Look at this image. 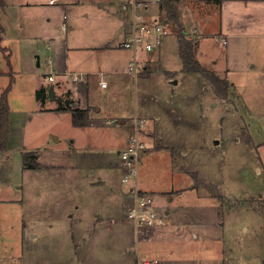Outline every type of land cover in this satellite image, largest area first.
Listing matches in <instances>:
<instances>
[{
  "label": "rangeland",
  "instance_id": "374dc122",
  "mask_svg": "<svg viewBox=\"0 0 264 264\" xmlns=\"http://www.w3.org/2000/svg\"><path fill=\"white\" fill-rule=\"evenodd\" d=\"M21 17V10L0 13L6 29L0 44V93L13 79L12 136L8 149L0 151V264H143L159 259L157 255L153 259L152 252L160 246L150 242L141 246V236H135L126 218L132 202L129 184L122 181L125 170L119 153L134 132L119 124H92L73 110H40L41 83L56 82L49 80L51 65L42 59L38 66L33 60L31 41L22 38ZM68 17L70 25L71 14ZM173 35L177 38L176 28ZM3 46L11 48L12 73ZM151 67L154 71L156 65ZM149 73L150 66L142 77ZM179 74L180 82L189 75ZM163 75L164 71L156 72L152 81L132 79L131 100L121 98L117 90L112 98L110 89L93 90L100 84L93 78L90 97L95 102L108 98L111 108L117 106L125 117L135 116L139 107L146 121L145 143V131H151L147 126L159 123L156 136L163 147L147 141L148 150L141 155L145 184L160 191L198 186L184 193L192 196L191 204H179L181 192L173 191L176 200L157 192L159 210L175 208L176 220L200 225L203 234L212 233L206 226L218 221L224 235L219 241L203 239L209 258L201 254L199 262L264 264V88L243 82L244 94L233 92L230 101L205 83L200 91L206 95L205 106L198 111L186 83L167 89ZM166 78L174 80L168 74ZM155 111L162 119H154ZM22 151L31 152L28 164L40 166L26 167ZM183 169L196 173L198 183L189 171L182 174Z\"/></svg>",
  "mask_w": 264,
  "mask_h": 264
},
{
  "label": "crops",
  "instance_id": "0c3cea01",
  "mask_svg": "<svg viewBox=\"0 0 264 264\" xmlns=\"http://www.w3.org/2000/svg\"><path fill=\"white\" fill-rule=\"evenodd\" d=\"M128 2L129 0H3L0 13H6L7 10L10 12L21 10L20 25L21 30H24L25 33L22 38L31 41L29 45L33 48L31 54L33 60H36L37 65L41 66L43 59L52 67L49 76L54 75V80L51 81L56 82V85L46 84L50 85L48 88L44 83H41V89L46 88V91L42 98L37 96L41 103L40 110H58L60 105H52L54 103L51 102L70 101L71 109L63 110H73L80 116H84L87 122L98 124V126L99 124L103 127L119 124L128 127L130 132L131 130L133 132V120L136 117L145 118L139 115V107L135 110V116L125 117L117 106L111 108L108 98L103 97L95 102L90 97L92 91L90 80L95 78V81L100 83L95 85L93 90L110 89L108 92L110 98L115 96L117 90L118 93L120 91L121 98L131 100L132 79L140 77L143 80L152 81L153 74L159 71H164L166 75L168 74L171 79H174L169 80L166 75H163L167 89L169 86L172 89L174 86L186 83L185 89L190 98L198 102V111L203 109L206 95L200 92L201 88L205 83L212 84L199 74L183 71L178 42L179 35L175 38L172 33L156 50L149 53L141 52L139 56L142 70L137 75L127 71L134 57L133 50L126 49L121 45L131 30L132 10L128 6ZM178 9L184 34L193 38L196 43L197 59L205 67L213 70L218 77H224L231 82L230 101L234 100V94L240 95L243 82L249 86L264 88V0H179ZM79 11L81 13L74 15ZM139 11L147 19L165 18L162 16L163 10L159 0L152 1L147 9L141 8ZM69 14H71V20L70 25H67ZM0 26V44H3L2 34H5L6 29L1 22ZM3 48L9 52L6 56L12 55L10 47L3 46ZM175 63L176 67H174ZM8 65L11 73L14 72L15 67L12 65L11 59ZM153 65H156L154 71L151 70ZM149 66L150 73L142 77L143 71H148ZM181 71L189 75H185L186 79L180 82L176 76L179 77ZM103 82H106L107 85L103 86ZM51 86L54 87L55 99L50 97ZM207 90L208 88H206V92H208ZM134 94L137 98V88ZM246 99L245 97L244 100ZM152 114L155 120L162 119V114L159 112L155 111ZM158 124L155 121L154 126H147V130L151 131H145L148 134L144 138L146 143L148 141L160 148L163 145L156 136L159 132ZM133 135L134 133L129 136L125 145H130ZM145 150L148 148L146 147ZM22 152L24 153V151ZM186 152V150L183 151V153ZM182 164L185 165V162ZM179 171L176 170L177 173ZM187 171L193 175L189 169L181 170L182 174ZM174 176L172 170V177ZM196 180L198 183V175ZM138 184L143 190L154 194L157 192L167 193L172 200H176L172 197L174 196L173 191L181 192L177 195L179 204H191L188 201H192L189 200V197L192 198V196L187 197L184 193L198 187L192 183L185 187L173 188L170 190L172 193L168 190H156L145 184L140 169ZM173 210L179 212L175 211V208ZM173 210H169L166 206L165 217L167 220L165 223L149 229L145 235L141 236L138 243L141 246H146L149 242L155 246L159 245L160 249L158 251L154 249L152 257L154 259V256L157 255L156 257L159 258L157 262L161 261V264H202L203 261L199 262L201 254L209 258L202 249L203 239L219 241L224 238L221 229H218L219 225H216L218 217H215L217 223H208L206 226L212 227V233L203 234L200 233V225L176 220ZM196 245H200V247L195 248ZM172 251L176 255H173ZM164 254L166 255L164 256Z\"/></svg>",
  "mask_w": 264,
  "mask_h": 264
},
{
  "label": "built area",
  "instance_id": "2783aa9c",
  "mask_svg": "<svg viewBox=\"0 0 264 264\" xmlns=\"http://www.w3.org/2000/svg\"><path fill=\"white\" fill-rule=\"evenodd\" d=\"M152 1L158 0H129L128 6L132 10L130 19V33L121 45L134 51V57L129 64L127 71L137 75L142 69V62L139 54L149 53L159 48L166 37L172 34L175 26L168 20L160 18L147 19L139 10L147 9ZM54 80V75L49 76ZM103 86L107 83L103 82ZM145 120L136 117L133 120L134 135L130 145L120 151L122 159L121 167L124 168L122 181L129 184V198L132 202L127 210L126 218L132 224L135 236L145 235L150 228L165 223V212L159 210L155 194L145 191L138 184L139 165L141 155L145 150L146 143L142 139V130L145 127ZM158 259L145 260L143 264H155Z\"/></svg>",
  "mask_w": 264,
  "mask_h": 264
},
{
  "label": "trees",
  "instance_id": "16d2710c",
  "mask_svg": "<svg viewBox=\"0 0 264 264\" xmlns=\"http://www.w3.org/2000/svg\"><path fill=\"white\" fill-rule=\"evenodd\" d=\"M179 0H159L160 7L166 11L165 21L168 20L175 26L178 32V42L180 44V56L183 61V71L193 72L199 74L201 77L206 78L212 84L215 94L222 96L225 99H229V92L231 90V82L224 78L218 77L215 72L207 67H205L200 60L197 59L195 52V41L193 38L188 37L184 34V28L180 22V13L178 9ZM3 5V0H0V6ZM1 28V26H0ZM6 52V48H3ZM7 62L10 63V56L7 55ZM12 81L7 89H5L0 94V151L5 150L8 147L10 141V131H11V118H10V103L8 100L9 92L12 87ZM45 89H40L37 91V96L42 98L45 95ZM71 109L70 101H65L61 103L58 110ZM31 152H26L23 154L24 164L26 167H39V162L29 163V155ZM194 178L197 175L193 174Z\"/></svg>",
  "mask_w": 264,
  "mask_h": 264
},
{
  "label": "water",
  "instance_id": "95a60500",
  "mask_svg": "<svg viewBox=\"0 0 264 264\" xmlns=\"http://www.w3.org/2000/svg\"><path fill=\"white\" fill-rule=\"evenodd\" d=\"M49 91H50V97H51L52 99H55V91H54V87L51 86L50 89H49Z\"/></svg>",
  "mask_w": 264,
  "mask_h": 264
}]
</instances>
